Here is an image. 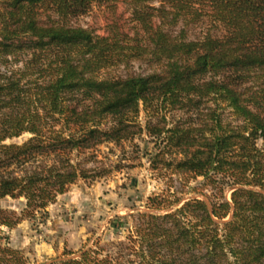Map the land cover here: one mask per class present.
<instances>
[{
	"label": "trees",
	"instance_id": "obj_1",
	"mask_svg": "<svg viewBox=\"0 0 264 264\" xmlns=\"http://www.w3.org/2000/svg\"><path fill=\"white\" fill-rule=\"evenodd\" d=\"M116 1L0 0V199L43 211L94 176L80 156L145 133L153 167L201 178L211 193L149 197L146 210L110 222L124 235L108 249L98 238L96 249L46 264H264V0H121L138 27L132 37L74 23ZM202 13L219 33L188 39L169 29ZM144 57L153 73H113ZM227 109L239 123L224 120ZM168 111L186 119L137 122L141 112L165 122ZM24 133L27 141L7 143ZM25 261L0 246V264Z\"/></svg>",
	"mask_w": 264,
	"mask_h": 264
},
{
	"label": "rangeland",
	"instance_id": "obj_2",
	"mask_svg": "<svg viewBox=\"0 0 264 264\" xmlns=\"http://www.w3.org/2000/svg\"><path fill=\"white\" fill-rule=\"evenodd\" d=\"M74 23L100 36H106L110 26L131 37L138 28L131 21L128 5L121 0L112 7L94 5ZM154 23L157 24L158 20L154 19ZM169 29L174 34L183 30L188 39H195L207 32L219 33L220 28L210 16L202 13L198 19L188 18L187 23L181 20ZM156 69L155 62L144 57L131 59L128 65L120 66L113 73L121 76L147 75ZM165 113V122L159 115L144 112L138 115L137 122L144 126L149 121H161L170 126L186 119L181 111ZM223 114L226 122L232 125L239 123L228 109ZM30 137L31 134L24 133L7 143L21 144ZM156 152L152 139L145 133L136 135L131 142L98 145L88 151L87 156L79 158L83 166L92 169L94 176L78 180L45 210L34 214L23 212L24 198L0 199V220L14 223L11 226L0 225V246L20 250L26 259L24 264H46L66 257L76 258L82 250L96 249L98 238L105 249L109 248L107 242L123 239L124 232L113 228L110 222L116 215L146 210L149 197L158 195L172 201L180 198L183 202L192 197L203 199L200 193H211L209 188H203L201 178L177 175L162 164L153 167L149 158ZM179 157L175 152L165 155L168 161ZM36 161L50 163L49 159ZM15 171L20 173L18 169ZM230 192V189L224 191L228 200Z\"/></svg>",
	"mask_w": 264,
	"mask_h": 264
}]
</instances>
